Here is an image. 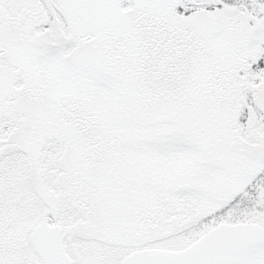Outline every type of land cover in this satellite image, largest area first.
Here are the masks:
<instances>
[{"label":"snow or ice","instance_id":"1","mask_svg":"<svg viewBox=\"0 0 264 264\" xmlns=\"http://www.w3.org/2000/svg\"><path fill=\"white\" fill-rule=\"evenodd\" d=\"M0 264H264V0H0Z\"/></svg>","mask_w":264,"mask_h":264}]
</instances>
